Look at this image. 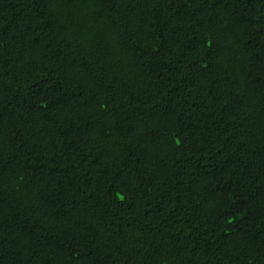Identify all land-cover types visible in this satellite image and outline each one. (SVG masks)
I'll return each instance as SVG.
<instances>
[{
	"label": "trees",
	"instance_id": "16d2710c",
	"mask_svg": "<svg viewBox=\"0 0 264 264\" xmlns=\"http://www.w3.org/2000/svg\"><path fill=\"white\" fill-rule=\"evenodd\" d=\"M0 264H264V0H0Z\"/></svg>",
	"mask_w": 264,
	"mask_h": 264
}]
</instances>
